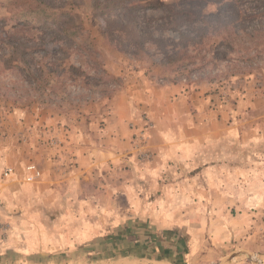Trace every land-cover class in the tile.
Returning <instances> with one entry per match:
<instances>
[{
    "label": "rangeland",
    "instance_id": "1",
    "mask_svg": "<svg viewBox=\"0 0 264 264\" xmlns=\"http://www.w3.org/2000/svg\"><path fill=\"white\" fill-rule=\"evenodd\" d=\"M11 1L0 0V263L264 264V0L220 13L235 27L213 17L184 41L175 11L200 0H128L143 6L131 21L82 3L69 44L13 28ZM208 1L202 12H219ZM143 82L172 95L169 113L143 108ZM168 131L184 145L158 144L171 165L131 174ZM117 141L128 146L114 168L64 172L80 145ZM133 182L157 192L138 210L119 195Z\"/></svg>",
    "mask_w": 264,
    "mask_h": 264
},
{
    "label": "trees",
    "instance_id": "2",
    "mask_svg": "<svg viewBox=\"0 0 264 264\" xmlns=\"http://www.w3.org/2000/svg\"><path fill=\"white\" fill-rule=\"evenodd\" d=\"M55 1H61L62 5H56ZM83 1V2H81ZM221 3V9L217 13H203L202 7L208 5V0H200V2L192 1L191 6L182 10H176V23L182 22L183 24L177 27L180 40L184 41L191 33H199L207 19L215 17L220 24H223L226 29L236 26L237 18L228 20L220 18V13L224 10L232 9L236 11L238 5L244 2L257 0H210ZM15 6H19L17 11V19L13 22L12 27L17 29L31 28L39 29L46 33L58 35L64 43L69 44L77 41V24L71 9L81 6L82 3L87 4L93 9H99L102 14H115L120 18L132 20L137 12L143 8L142 4L129 3L128 0H12L10 2ZM52 3V4H51ZM199 4L201 8L194 6ZM67 6V8H66ZM173 4L168 5L171 7ZM240 15V14H239ZM210 21V20H209ZM200 23L194 26L193 23ZM135 29V25H133ZM232 30V29H231ZM231 33V31H229ZM140 37V35L138 36ZM9 41L13 42L14 40ZM16 44L25 45L26 42L18 40Z\"/></svg>",
    "mask_w": 264,
    "mask_h": 264
},
{
    "label": "crops",
    "instance_id": "3",
    "mask_svg": "<svg viewBox=\"0 0 264 264\" xmlns=\"http://www.w3.org/2000/svg\"><path fill=\"white\" fill-rule=\"evenodd\" d=\"M143 86H141V88L143 89V91H145L147 88L150 87L149 83L143 82ZM135 88H130L129 90H133ZM165 88H160L159 90L156 87H151L148 91V93L145 91L144 95H143V108H147L148 110H151V112H154V108L155 107H160V108H164V111L168 112L172 109L173 105H174V101L172 99V95L169 96V99L164 100L163 102L161 100H157L156 99V93L157 91L162 92L164 91ZM167 90L169 91H175L177 92V89H172V88H168ZM143 91H136L134 93V96L139 97L140 92ZM164 93V94H168ZM139 94V95H138ZM180 100V101H184L187 99V96L184 94L179 95L175 100ZM133 101H136L135 99ZM137 106H140V103L137 102L136 104ZM126 110L127 107H126ZM169 115V114H168ZM170 116V115H169ZM158 124V123H157ZM160 125V124H159ZM152 131L154 132V130H151L150 133H152ZM167 131V130H166ZM171 131V130H170ZM169 132V131H168ZM165 133V137H169L167 139H163L160 138V140L157 141H153L152 139H150L148 141V143H146L145 145V150L147 151H151L154 154L153 158L147 159V160H142L141 162H139V160L137 159V165L138 166H142L140 169H138V173H134L131 171V174H133L134 176L137 175V177L141 176V177H147L150 178V174L153 173V169L156 168L158 165H171V160L174 161V159L167 155V151H164L162 149H160V147L158 146V144L160 142H163L164 146L168 145V146H172L169 147V150H173L172 148H177V145L179 146H184L181 141H176V140H172V134L171 132L169 133ZM168 141V142H166ZM162 144V145H163ZM77 145V144H76ZM156 145V146H155ZM191 145V144H189ZM78 146V145H77ZM127 143L126 142H121V141H117V142H113V143H109V142H96L93 143L91 146H87V147H82V145H80L79 147H77V151L75 153L76 155V159L72 160L70 163H68V167L70 170H68V172L66 171V168H64L62 165V168L64 169V172H66L69 175H74L77 176L78 179L80 178V176H82L83 174H85L86 176L89 177V175H92L93 172L96 170V168H98V171H102V169L105 168H114L115 165H119L120 161H122V154L126 153V152H122V150L126 149L127 147ZM75 147V146H73ZM133 147V146H132ZM131 147V148H132ZM159 147V149H158ZM130 148V149H131ZM75 149V148H72ZM170 150V151H171ZM121 151V153H120ZM174 151V150H173ZM161 152V153H160ZM128 153H132V151H129ZM136 153H140V150H138V148L136 147L134 149V152L132 155L136 156ZM158 153V155H157ZM169 153V152H168ZM163 155L164 157L159 158L160 155ZM153 156V155H152ZM133 157V156H132ZM60 160L58 161H54V163H63L64 162V157H60ZM111 163H113L114 165H112ZM66 164V163H65ZM67 167V168H68ZM114 170V169H113ZM114 172V171H113ZM150 173V174H149ZM157 180L156 178L153 179V181ZM135 182L131 183L130 185H127L125 190H123L122 192L119 193V195H123L128 204H130V207L137 209L138 204V199L143 197H153L157 196V192H154L155 190H151V192H146L147 189L145 190H140L139 188H136V186L134 185ZM97 193H99L98 191H96ZM151 193L152 196L149 194ZM70 194L72 196H76V197H84V198H89V199H95V197L98 194H93V193H88V192H83L80 191L78 192L77 190L75 192H70ZM118 195V196H119ZM151 199H148V201H150ZM144 201V199H143ZM145 201V202H148ZM144 204V202H143ZM143 204H141L143 206ZM144 207L147 209L148 207L150 208H155L156 204H150L148 206H146L144 204ZM138 210V209H137ZM141 210V209H140Z\"/></svg>",
    "mask_w": 264,
    "mask_h": 264
},
{
    "label": "built area",
    "instance_id": "4",
    "mask_svg": "<svg viewBox=\"0 0 264 264\" xmlns=\"http://www.w3.org/2000/svg\"><path fill=\"white\" fill-rule=\"evenodd\" d=\"M11 170V169H10ZM9 172V171H7ZM8 174V173H6ZM42 176V170L34 163L27 165V177L28 181H34Z\"/></svg>",
    "mask_w": 264,
    "mask_h": 264
},
{
    "label": "water",
    "instance_id": "5",
    "mask_svg": "<svg viewBox=\"0 0 264 264\" xmlns=\"http://www.w3.org/2000/svg\"><path fill=\"white\" fill-rule=\"evenodd\" d=\"M0 264H2V263H0Z\"/></svg>",
    "mask_w": 264,
    "mask_h": 264
}]
</instances>
